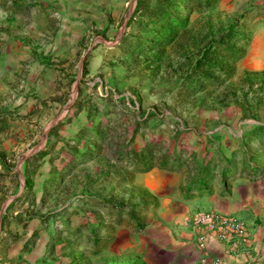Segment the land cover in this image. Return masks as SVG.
<instances>
[{
    "label": "rangeland",
    "instance_id": "obj_1",
    "mask_svg": "<svg viewBox=\"0 0 264 264\" xmlns=\"http://www.w3.org/2000/svg\"><path fill=\"white\" fill-rule=\"evenodd\" d=\"M254 2L0 0L2 258L104 264L141 174L189 175L210 132L264 128V74L239 62Z\"/></svg>",
    "mask_w": 264,
    "mask_h": 264
},
{
    "label": "crops",
    "instance_id": "obj_2",
    "mask_svg": "<svg viewBox=\"0 0 264 264\" xmlns=\"http://www.w3.org/2000/svg\"><path fill=\"white\" fill-rule=\"evenodd\" d=\"M254 3L253 18L245 23L251 27L244 34L248 36L247 47L239 62L253 74H264V0ZM245 122L253 124L247 123L249 128L243 129ZM256 125L245 119L237 128L210 132L218 138V146L207 147L206 160L194 164L189 175L156 169L141 174L143 213L128 226H111L109 253L102 262L198 264L197 232L184 222L208 210L236 217L246 228V241L239 250L213 239L208 255L219 258L222 264H264V128L254 130ZM217 150L223 152L221 161ZM12 250L10 247L2 258L0 245L3 264L15 259ZM58 260L70 264L67 258Z\"/></svg>",
    "mask_w": 264,
    "mask_h": 264
},
{
    "label": "built area",
    "instance_id": "obj_3",
    "mask_svg": "<svg viewBox=\"0 0 264 264\" xmlns=\"http://www.w3.org/2000/svg\"><path fill=\"white\" fill-rule=\"evenodd\" d=\"M184 225L197 232L196 246L200 252L198 264H222L221 260L208 255V247L213 239L239 250L246 241L243 221L213 211H202L185 220Z\"/></svg>",
    "mask_w": 264,
    "mask_h": 264
},
{
    "label": "water",
    "instance_id": "obj_4",
    "mask_svg": "<svg viewBox=\"0 0 264 264\" xmlns=\"http://www.w3.org/2000/svg\"><path fill=\"white\" fill-rule=\"evenodd\" d=\"M115 44H117V42H115L114 44H112L111 46H114ZM32 154H34V152L33 153H30V154H27V155H25L23 158H22V160L21 161H23L26 157H28V156H31ZM22 183L24 184V180L22 179ZM15 198V196H13L12 198H10V201L11 200H13Z\"/></svg>",
    "mask_w": 264,
    "mask_h": 264
},
{
    "label": "trees",
    "instance_id": "obj_5",
    "mask_svg": "<svg viewBox=\"0 0 264 264\" xmlns=\"http://www.w3.org/2000/svg\"><path fill=\"white\" fill-rule=\"evenodd\" d=\"M42 153L41 152H39V155H41ZM30 183V181L28 180V179H26L25 180V184H26V186H28V184Z\"/></svg>",
    "mask_w": 264,
    "mask_h": 264
}]
</instances>
